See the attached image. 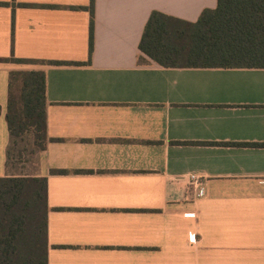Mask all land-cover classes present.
<instances>
[{"label":"crops","instance_id":"crops-1","mask_svg":"<svg viewBox=\"0 0 264 264\" xmlns=\"http://www.w3.org/2000/svg\"><path fill=\"white\" fill-rule=\"evenodd\" d=\"M90 1L0 0V57L36 60L0 62V176L10 71L46 74L48 264H264V68L141 51L152 11L218 0H95L89 57Z\"/></svg>","mask_w":264,"mask_h":264},{"label":"trees","instance_id":"trees-1","mask_svg":"<svg viewBox=\"0 0 264 264\" xmlns=\"http://www.w3.org/2000/svg\"><path fill=\"white\" fill-rule=\"evenodd\" d=\"M94 1L89 5V57L93 50ZM140 49L166 67L264 68V0H218L215 8L204 9L196 21L154 10L145 25ZM35 61L14 53L0 57V62ZM18 75L23 82L22 109L16 115L11 96ZM6 121L9 138L6 174L0 176V264H48L47 177L40 174L41 155L50 140L43 70L10 71ZM24 155L27 161L38 156L36 172H15Z\"/></svg>","mask_w":264,"mask_h":264},{"label":"rangeland","instance_id":"rangeland-1","mask_svg":"<svg viewBox=\"0 0 264 264\" xmlns=\"http://www.w3.org/2000/svg\"><path fill=\"white\" fill-rule=\"evenodd\" d=\"M17 70H31V69H17ZM22 76L18 75L17 79L13 81V96H11V102H12V108H13V114L14 109L16 112V115L21 112L22 109ZM37 164H38V156L34 155L31 161H27V156H23L22 161L17 163V168L15 169V172H22V173H34L37 170ZM21 166H24L21 167Z\"/></svg>","mask_w":264,"mask_h":264},{"label":"built area","instance_id":"built-area-1","mask_svg":"<svg viewBox=\"0 0 264 264\" xmlns=\"http://www.w3.org/2000/svg\"><path fill=\"white\" fill-rule=\"evenodd\" d=\"M187 176L189 178V183L192 186L194 197L198 198L203 196L206 192V186L203 177L196 173H189Z\"/></svg>","mask_w":264,"mask_h":264}]
</instances>
